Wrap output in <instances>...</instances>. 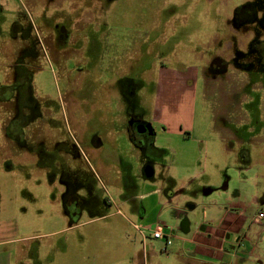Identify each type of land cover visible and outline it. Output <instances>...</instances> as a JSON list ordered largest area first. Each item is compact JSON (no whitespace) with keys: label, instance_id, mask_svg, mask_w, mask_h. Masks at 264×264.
Wrapping results in <instances>:
<instances>
[{"label":"rangeland","instance_id":"rangeland-1","mask_svg":"<svg viewBox=\"0 0 264 264\" xmlns=\"http://www.w3.org/2000/svg\"><path fill=\"white\" fill-rule=\"evenodd\" d=\"M246 1L0 0V96L15 88L28 109L6 124L10 104H0V264H185L173 237L181 222L216 226L226 208L242 211L237 234L252 249L238 264H264V219L255 221L264 214V79L233 67L203 73L228 53L227 19ZM65 15L81 52L47 58L46 36ZM24 44L28 66L12 69ZM119 85L128 111L151 123L159 155L129 142ZM97 113L107 116L97 129L106 142L89 146L82 131ZM146 161L151 178L141 175ZM60 177L80 181V214L64 210ZM157 225L171 234L166 252L151 236Z\"/></svg>","mask_w":264,"mask_h":264},{"label":"flooded vegetation","instance_id":"flooded-vegetation-1","mask_svg":"<svg viewBox=\"0 0 264 264\" xmlns=\"http://www.w3.org/2000/svg\"><path fill=\"white\" fill-rule=\"evenodd\" d=\"M59 8L64 7L58 5L56 9L58 10ZM67 12L71 13L70 11ZM66 16L68 15L63 16V19L61 21H56L53 25L52 32L48 33V36H46V40L42 48L43 56L46 55L47 58L54 59L55 56L58 55V51H61L62 55H69L68 52L71 50H74L73 52H81V49L79 48V44L82 40L80 39L81 34L77 32L72 33L66 29L64 25V21L67 20ZM226 24L228 31H230V35L227 39L228 45L226 46V50L228 49V53L224 55L223 53L215 55L212 60L208 63V65L203 68V73H205L206 75L210 74L212 75V77H218V75H224L230 67H233L234 69L241 71L245 75H247V72H256V76L262 75L264 79V0H247L245 3L236 6L232 11V15L227 19ZM13 38H16V36L14 35ZM25 45L26 44L22 45L21 47H18L17 53L15 54V60L11 64L12 69L13 67L15 68L24 65V63L25 66H28V62L25 61H28L30 55L26 53L27 47ZM71 45H73V47ZM23 74L25 75V77L16 76L14 77L13 81L17 79H22V81H28L29 75L26 72H24ZM254 81L257 82L259 81V79L257 78ZM15 82H13L12 85ZM130 83L132 82L130 80H127V84ZM11 90V94H9L8 98L1 96V100L3 102L10 104L9 113L11 115L7 119V122H5L6 124H8L9 120H13L16 118H20L23 120L25 114H28V109L25 108L24 105H21V103L17 100L19 96L16 89L11 88ZM120 91L121 98L125 101L124 109L126 110L127 123H125L124 125V130L126 132L129 142L134 147H137L138 150L143 154L148 149H152L153 152L158 151L159 155L160 151L156 149L153 145L156 132L154 131L151 123L148 120H144L139 115H136L135 111H128V96L125 94V92H127V88L125 89L124 86H120ZM130 93L131 90L129 89L128 94ZM13 98L15 99V102H10V100H12ZM131 103L132 106L135 105L134 101H131ZM104 116L105 115H103L102 113H97L93 116L87 117L90 126L84 129V131H82L83 141L85 144L88 143L89 146H102V144L106 142L105 139L102 140V137H98L97 130L99 126L102 127L103 124H107L105 122H99L100 120L102 121L103 119H105V117H107ZM148 123L151 126V134L146 128V125ZM5 128L6 126L4 127V130L6 131L7 128ZM89 128L91 129L89 130ZM137 128H144V130L138 131ZM87 131L88 133H86ZM9 136L11 137L10 133ZM10 139L16 140L17 138L14 135V138ZM146 162H143L142 168L145 165L150 164ZM53 179H48L49 183L51 182L50 184H53ZM58 182L62 186V190L59 194L60 198L63 200L64 210L67 213H70V215H74L77 213L80 214L79 205L81 204V202H84V199L82 198L84 196L78 195V192L75 189L76 185L80 184V181L76 180V178L65 179L63 177H60V180ZM258 201L259 199H256V202ZM260 201L262 202V200ZM104 202L106 204L108 203L106 199L104 200ZM239 220V217L235 216L231 220V223H237L239 222ZM228 232H230L229 229H226L225 233H227V236H229ZM241 236L245 237L244 234H237V237H235L236 239L234 241H239ZM237 247L234 249L235 253L239 252ZM28 251V254H30L31 257H36L35 250ZM251 252L252 249L250 248L248 256Z\"/></svg>","mask_w":264,"mask_h":264},{"label":"crops","instance_id":"crops-1","mask_svg":"<svg viewBox=\"0 0 264 264\" xmlns=\"http://www.w3.org/2000/svg\"><path fill=\"white\" fill-rule=\"evenodd\" d=\"M10 76L13 77L14 80V75L12 72H10ZM0 104H3V106L7 104L1 100V96ZM141 175L144 177L143 173H141ZM191 183L192 179L182 180L180 184L181 186L177 189H180L179 191H182L184 187L186 188ZM206 189L207 188L203 189V191L205 192ZM157 192L158 188H154L140 193L139 197L135 195V197L141 200L142 198L151 196L152 194H155ZM167 194L172 195L171 191H168ZM229 210L230 209L228 208L224 209V211L222 212L221 219L218 221V224L216 226H212L211 224L208 225L206 221H203L202 224L198 225V227L191 226L190 228L188 223V230L186 232H183V226L180 224L179 230L181 232L175 234L173 237L177 238L181 243L179 251L181 254L186 255L185 264H238L239 261H244L248 259V252L251 246L250 243L244 241V249L239 250V248L237 247V242L234 241L236 239L235 237H237L239 225L241 226V223L244 219V217H242L241 215L242 211L232 213ZM179 211L180 210H178V212ZM144 212L145 209H143L141 213ZM177 215L178 214L176 213V216ZM207 216L208 214L205 211L204 219H206ZM235 216H238L240 220L239 222H234L232 224L231 220ZM226 229H229L230 231L228 232L229 236H227V233H225ZM159 240H161L164 245V241L162 239ZM142 244L143 254L150 251V248L152 246H149L146 243L145 238H143ZM169 245H171V243ZM186 245H188L189 247L186 248ZM236 247L239 250V252L237 253L234 252V249ZM184 248L186 251L184 250Z\"/></svg>","mask_w":264,"mask_h":264},{"label":"built area","instance_id":"built-area-1","mask_svg":"<svg viewBox=\"0 0 264 264\" xmlns=\"http://www.w3.org/2000/svg\"><path fill=\"white\" fill-rule=\"evenodd\" d=\"M262 219H264V214L261 210H259V212L257 213V216L255 217V221L259 222ZM151 236L155 239H162L164 241L162 250L166 252L167 246L171 243V240H170L171 235L168 232H165L164 229L160 225H157L153 229ZM143 238H145L144 235H143ZM244 241H246V238L244 236H241L239 241L236 240L237 246L244 248Z\"/></svg>","mask_w":264,"mask_h":264},{"label":"water","instance_id":"water-1","mask_svg":"<svg viewBox=\"0 0 264 264\" xmlns=\"http://www.w3.org/2000/svg\"><path fill=\"white\" fill-rule=\"evenodd\" d=\"M146 128H147L148 132L151 134L152 133L151 132V126H150L149 123L146 125ZM137 129H138V131H143L144 130V128H141V129L140 128H137ZM142 173H143V175H144L145 178H151L152 175H153V167L150 164L145 165L142 168ZM209 191H210V189L206 190L204 193L207 194V193H209ZM181 225L183 226V228H182L183 229V232H186L188 230V219L185 218L181 222Z\"/></svg>","mask_w":264,"mask_h":264},{"label":"trees","instance_id":"trees-1","mask_svg":"<svg viewBox=\"0 0 264 264\" xmlns=\"http://www.w3.org/2000/svg\"><path fill=\"white\" fill-rule=\"evenodd\" d=\"M2 88V87H1ZM10 137V136H9ZM11 138V137H10ZM11 140V139H10Z\"/></svg>","mask_w":264,"mask_h":264}]
</instances>
